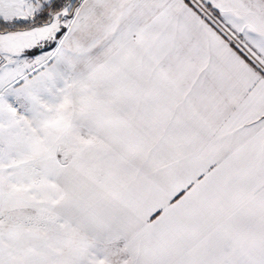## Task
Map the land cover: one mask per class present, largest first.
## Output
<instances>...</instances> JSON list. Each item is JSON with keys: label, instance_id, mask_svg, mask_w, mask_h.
Returning <instances> with one entry per match:
<instances>
[{"label": "snow or ice", "instance_id": "obj_1", "mask_svg": "<svg viewBox=\"0 0 264 264\" xmlns=\"http://www.w3.org/2000/svg\"><path fill=\"white\" fill-rule=\"evenodd\" d=\"M0 264H264V0H0Z\"/></svg>", "mask_w": 264, "mask_h": 264}]
</instances>
